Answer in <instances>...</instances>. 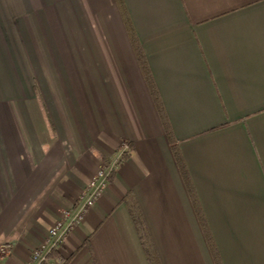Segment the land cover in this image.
Returning a JSON list of instances; mask_svg holds the SVG:
<instances>
[{"label":"crops","instance_id":"obj_1","mask_svg":"<svg viewBox=\"0 0 264 264\" xmlns=\"http://www.w3.org/2000/svg\"><path fill=\"white\" fill-rule=\"evenodd\" d=\"M123 2L170 136L117 0H0V264H26L101 163L53 262L149 264L132 193L161 264H217L206 231L220 264H264V0Z\"/></svg>","mask_w":264,"mask_h":264},{"label":"trees","instance_id":"obj_2","mask_svg":"<svg viewBox=\"0 0 264 264\" xmlns=\"http://www.w3.org/2000/svg\"><path fill=\"white\" fill-rule=\"evenodd\" d=\"M117 3H119V7H120V10H121L124 22H125V26L127 28L133 49H134L135 54L137 56V59L139 61V64H140L141 70L143 72V75L145 77L146 83H147L149 90L151 92V95L155 101L156 107H157L158 112L161 116L164 127H165L168 135L170 136L171 134H170L169 121L167 119V116L165 114V110H164L162 103L160 101L158 90L154 84V80H153V77L151 75V72L149 71L148 64H147V61H146L145 56L143 54V49H142L141 44H140L138 37L136 35L134 26L130 20L129 14L127 12V9L125 8L123 0H117ZM172 148H173L175 155H177V145L173 144ZM179 165H180L182 171H185L184 170L185 169L184 164H179ZM184 175L186 176V173H184ZM187 188H188L190 197L192 199L193 205L195 207V211L197 213V216L199 217V220H200L201 224L203 225V227L206 229L205 217L202 213L201 207L199 206L194 188L190 184H187ZM123 202L126 204L128 210H129L131 219H132L133 224L136 228L138 237L140 239V242H141V245L143 247V250H144V253H145V256L147 258L148 263L149 264H161L158 253L155 249L154 243H153L151 235L149 233L147 224L145 222L143 213H142L140 206H139L137 200L135 199L134 195L132 193H128L123 198ZM205 235L207 236V241L210 245V248L213 252V255L215 256V259L217 260V264H220L218 253L216 251V248H214L213 240L211 238L210 233L206 231Z\"/></svg>","mask_w":264,"mask_h":264},{"label":"built area","instance_id":"obj_3","mask_svg":"<svg viewBox=\"0 0 264 264\" xmlns=\"http://www.w3.org/2000/svg\"><path fill=\"white\" fill-rule=\"evenodd\" d=\"M123 148L128 149L126 142L123 144ZM111 171L112 168L107 164L99 165L87 188L81 192L76 207L73 210L63 211L61 218L49 230L45 242L31 250L30 258L26 264H57L50 258L51 251L84 222L89 210L100 201L107 187ZM10 252L11 248L8 244H0L2 257L7 256Z\"/></svg>","mask_w":264,"mask_h":264},{"label":"rangeland","instance_id":"obj_4","mask_svg":"<svg viewBox=\"0 0 264 264\" xmlns=\"http://www.w3.org/2000/svg\"><path fill=\"white\" fill-rule=\"evenodd\" d=\"M10 106H11V110H10L11 114L14 115L15 117H17L18 112H17V110L15 109V106H13V105H10Z\"/></svg>","mask_w":264,"mask_h":264}]
</instances>
